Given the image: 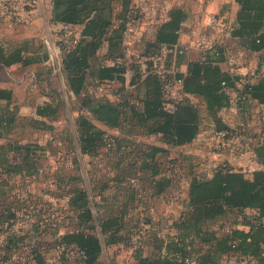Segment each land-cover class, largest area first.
Wrapping results in <instances>:
<instances>
[{
	"label": "trees",
	"instance_id": "obj_1",
	"mask_svg": "<svg viewBox=\"0 0 264 264\" xmlns=\"http://www.w3.org/2000/svg\"><path fill=\"white\" fill-rule=\"evenodd\" d=\"M233 2L237 11L230 37L236 49L264 56V0ZM132 5L133 0H51L49 22L77 28L78 35L76 45L64 47L61 61L76 105L73 125L66 129L69 147L61 156L69 166L62 165L46 185L47 190L55 188L49 191L56 194L53 199L66 200L61 208L18 193L21 183L47 171L41 161L49 153L48 146L22 143L12 133L20 118L34 129H51L47 121L65 106L62 93L48 94L29 118L20 117L12 91L0 87V264H109L100 258L115 246L129 251L134 264H182L185 258L196 264H229L235 256L263 262L264 60L252 61L254 82L236 89L238 76L229 72L226 43L201 51L197 60L187 59L189 51L178 46L187 11L172 6L150 39L133 43L137 57L121 65L124 19ZM163 47L170 52L162 53ZM158 57L162 70L174 69L167 75L170 81L179 82L173 99L161 87L153 61ZM47 58L41 43L0 44V68L37 66V82L43 73L57 77L45 67ZM222 84L245 97L249 117L240 140L251 138L248 146L263 169L245 173L222 161L210 172L198 171L191 156L171 157V150L195 142L204 119L216 139H229L233 123L223 112L230 97ZM112 85L113 101L97 97L99 89ZM99 125L118 135H107ZM151 136L163 147L137 140ZM101 162L104 175L95 176L92 171ZM183 179L187 191L180 210L170 224L168 219L155 221V203Z\"/></svg>",
	"mask_w": 264,
	"mask_h": 264
},
{
	"label": "rangeland",
	"instance_id": "obj_2",
	"mask_svg": "<svg viewBox=\"0 0 264 264\" xmlns=\"http://www.w3.org/2000/svg\"><path fill=\"white\" fill-rule=\"evenodd\" d=\"M171 0V5L177 4L182 6L187 11V16L189 21L200 20L201 12H202V3L203 0ZM49 0H42L41 6L35 9V18L30 25H17L16 37H13L14 34L10 32V27L3 26L5 30L4 35L0 37L9 47H13L16 43L22 42L24 40L33 41V43H41L44 45L46 40H51L53 43H58L61 38V28L59 25H52L49 22ZM224 17L227 18L224 14ZM229 22H231L228 19ZM30 28V29H28ZM32 28V29H31ZM187 28V26H186ZM13 29V28H12ZM8 30V31H7ZM152 30V29H151ZM32 31L33 36L26 35V32ZM2 33V32H1ZM12 35V36H11ZM226 45L229 47V58H235L237 55L236 46L232 41H226ZM46 48V47H45ZM242 60L252 61L250 58L243 57ZM253 66L255 64L253 63ZM48 68V66H45ZM37 73V66H32L30 68H21L14 67L11 70L0 69V84L1 86L11 87L15 90L14 96V105L18 107V113L20 117H34V107L42 104L47 99V95L51 94L52 91L61 92L63 95V101L65 102V106L59 108L56 117L54 120L47 121V124L51 126V129H43L38 130L34 129L29 121H26L25 118L18 120V126L12 133V137L17 141L22 143L33 141L43 146H48V156L41 161L42 166H46V172L41 175L37 180H33L32 182L27 181L25 183H21L18 187V193L21 196L31 195V199H43L52 204L54 209L58 207H62L65 204L64 198L53 199L55 193V188L52 186L47 190L46 185L53 180V176L57 171H60V167L67 168L69 165L66 162H63L61 156L67 152L69 143L66 140V129L67 126L73 125V121L76 117V105H74V100L64 90L62 86L64 83L63 76H53L48 78L46 73H43V78L40 81H36L35 74ZM116 86L108 87L107 89H102L101 92H97L96 95L98 98H103L106 100L113 101L115 98L112 95ZM91 92L93 89L90 90ZM193 103H199L198 100L192 99ZM255 117L253 118L254 123H258L256 121V112H254ZM207 120H203V131L195 140V142L186 148L171 150V157H175L178 155L191 156L193 159L191 161L195 164L198 171L200 169L206 170L208 172L211 171L215 166L225 161L221 157V154H215L214 147L218 143V139L214 136L210 127L207 126ZM99 127L103 129L107 135L117 136L118 132L115 130H109L103 126ZM135 138V137H133ZM138 141H143L147 144H159L157 138L155 137H144L137 138ZM49 143H51L49 145ZM104 152V149H103ZM220 155V156H219ZM223 156V155H222ZM116 157H118L116 155ZM90 159L85 157L83 162L85 164L86 169H89L90 166L87 162ZM248 160V159H247ZM236 161H232L231 164ZM199 164L196 165V164ZM99 169L93 170L92 174L95 176L104 175V171L102 170V164L100 163ZM236 164V163H235ZM184 167L187 168L186 163H183ZM83 166V164H82ZM200 168V169H199ZM244 168V167H243ZM71 168H68L65 173H69ZM73 174V173H72ZM70 174V175H72ZM187 190V180L183 179L178 187L172 190L166 198L159 200L155 203L152 211V215L155 221H162V223L167 222L170 224L171 217L176 216L177 212L180 210V202L184 199L185 193ZM52 191V192H49ZM65 228L61 229L64 231ZM48 258L52 257V254L47 255ZM101 263H109V264H133L132 259L130 258V252L124 248L115 246L109 248L104 253L103 257L100 258Z\"/></svg>",
	"mask_w": 264,
	"mask_h": 264
},
{
	"label": "built area",
	"instance_id": "obj_3",
	"mask_svg": "<svg viewBox=\"0 0 264 264\" xmlns=\"http://www.w3.org/2000/svg\"><path fill=\"white\" fill-rule=\"evenodd\" d=\"M205 1L210 2L211 0H203L201 3L204 4ZM41 2L42 0H0V17L2 19H6L11 24L30 25L35 18V9L41 6ZM172 6L179 5H171V0H133V5L126 12L124 19L125 28L123 32V41L126 50L125 58L121 59L118 62L119 64L123 65L124 59H127L130 56L137 57L136 53L132 49L133 43L141 38L150 39L155 27L166 20L168 10ZM201 14L203 20L202 28L192 43L188 45L189 48L203 51L218 43L225 44L227 40L229 41L231 39V24L226 17L220 15L219 13H208L205 12V10H202ZM59 26L61 31H63L59 42L55 44L50 39L44 42L46 47L44 48L48 56L44 65L51 67L55 75L62 77L61 61L63 57V49L65 46L76 45L78 35L77 28H71L65 25ZM180 48L189 50L187 47ZM168 52H170L168 49L165 47L162 48V53L165 54ZM237 52L236 56L237 59H240V61L237 62V59L231 57L228 59L227 65L229 67V72L234 76H238V80L235 82L236 89H242L254 82V71L256 66H251V62L254 59L259 58L264 60V56L261 57V55L257 54L252 55L241 50H237ZM243 57L250 58L252 61L242 60ZM153 61L154 67H156V65L158 66L157 70L161 77V87L163 91L167 97L170 94L168 97L169 99L175 98V87H178L179 82L172 83L173 81L171 82L167 77V75L174 74V69L172 68L169 71L162 70V57H158ZM222 85L224 87V92L230 97L229 107L223 113H225L229 122L233 123V132L229 133V139L227 141H222L218 138L219 141L214 147L215 154H221V157L230 164L232 161L248 156L249 163L247 167L238 168L237 166L232 165L233 167L241 169L245 173L251 172V169L253 168L254 170L263 169L256 156L253 152H251V149L248 146L251 142V138L246 137L247 139H244V143L240 140L243 136H241L240 133L245 130L247 118L249 117V109L246 104L243 105L245 97L240 95L237 91H230L229 89H226L224 84ZM62 86L64 87L66 94L73 97L69 88L66 87L65 84ZM99 91L101 92L102 89H99L98 92ZM166 107L169 112L173 111L171 104H167ZM262 258L263 262L261 264H264V254ZM182 264L196 263L191 258H185ZM229 264H258V262L251 258H240L235 256L229 260Z\"/></svg>",
	"mask_w": 264,
	"mask_h": 264
},
{
	"label": "crops",
	"instance_id": "obj_4",
	"mask_svg": "<svg viewBox=\"0 0 264 264\" xmlns=\"http://www.w3.org/2000/svg\"><path fill=\"white\" fill-rule=\"evenodd\" d=\"M10 1H18V0H10ZM50 9H51V0H49V11H48L49 18H50ZM202 10H205V12H208V13H222L225 16H227V19H229L232 22L234 20V18H235V14H236V11H237V5L234 4L233 0H211L210 2L205 1V3L202 4ZM200 17H201L200 20H196V21L193 22L191 20L189 21V18L187 16L186 21L183 23V32L179 36V42H178V46L179 47H187V48H189L188 45H190L192 43V41L196 38L197 34L199 33V31L202 28V25H203L202 14H201ZM3 26L4 27L7 26V27L11 28V29H8V30H10V32H12V34H14L13 37H16V35H18L16 33V30H17L18 26L15 25V24H11L6 19H2L0 17V37H2L4 35V32L6 30V29L3 28ZM186 26H187V28H186ZM28 29H30V28H28ZM33 34L34 33L32 31L31 32L30 31L26 32V35H28V36H33ZM2 38H4V37H2ZM2 38H1V43L0 44H6L2 40H4V41L9 40V39H2ZM229 41H232L234 43V45L237 46L235 40H231L230 39ZM188 51L189 52L187 53L188 54L187 59L197 60V59H199L201 57V51L198 50V49L189 48ZM251 66H253L252 62H251ZM13 68L14 67H11V68H8V69H5V68H0V69L11 70ZM181 70L184 71L185 68L182 67ZM0 87L1 88H6V89H10L12 91L13 100H14L15 90H13L11 87H6V85L5 86H3V85L1 86V84H0ZM157 145L163 147V145H161L160 143L157 144ZM247 159H248V156H244V157H242L240 159H237L236 162H235L236 164L233 163L232 165L237 166L238 168H243V167L245 168V167H247V165L249 163ZM253 170H254V168L251 169V171H253ZM185 197H186V193H185L184 199H185Z\"/></svg>",
	"mask_w": 264,
	"mask_h": 264
}]
</instances>
